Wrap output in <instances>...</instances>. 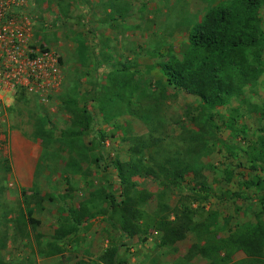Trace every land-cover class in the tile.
Listing matches in <instances>:
<instances>
[{
    "label": "rangeland",
    "instance_id": "374dc122",
    "mask_svg": "<svg viewBox=\"0 0 264 264\" xmlns=\"http://www.w3.org/2000/svg\"><path fill=\"white\" fill-rule=\"evenodd\" d=\"M220 1L30 0L32 42L59 56L62 82L46 100L24 93L21 99L0 102V264H102L100 256L113 246L121 264H205L190 251L202 243L190 232L172 244H163L153 227L127 238L100 214L64 239L53 238L61 210L84 200L104 208L99 188L119 196L110 161L127 160L132 144L142 146L144 165L165 157L191 161L188 180H203L210 188V194L200 197L188 191L190 183L159 194L156 179L137 177L135 188L152 194L142 204L146 212L165 205L172 218L171 212L185 204L194 210L195 222L214 214L218 238L227 227L251 218L261 204L260 192L240 185L252 177L241 151L260 126L251 107L264 106V72L245 89L248 102L233 98L213 111L217 128L194 123L200 119L194 96L166 86L164 98L156 84L161 77L156 62L183 47L188 27ZM260 15L264 27V6ZM115 90L119 95H112ZM64 95L84 101L93 116L86 135L70 139V146L61 138L69 124V114L59 104ZM233 108L240 116L231 129L225 122ZM91 155L99 158L98 167L89 163ZM224 169L231 170L229 181ZM39 197L40 206L35 202ZM28 205L33 207L29 217ZM64 254L76 258L67 261ZM242 257L235 253L228 264Z\"/></svg>",
    "mask_w": 264,
    "mask_h": 264
},
{
    "label": "trees",
    "instance_id": "16d2710c",
    "mask_svg": "<svg viewBox=\"0 0 264 264\" xmlns=\"http://www.w3.org/2000/svg\"><path fill=\"white\" fill-rule=\"evenodd\" d=\"M263 6L264 0H223L208 7L199 19L188 27L183 47L176 53L167 51L166 58L156 62L161 74L160 79L156 80L159 95L163 96L164 92L165 98V88L170 86L194 96L198 100L200 119L197 117L193 120L203 129L205 124L210 128H217L212 122L213 111L224 107L231 99L248 102L244 100L245 89L255 84L264 72V27L260 15ZM108 81L113 82V78ZM23 95L25 94L19 91L14 99H21ZM112 95H119V92L115 90ZM59 104L69 114L68 128L63 131L61 138L70 146V139H79L86 135L93 120L92 112L84 101L70 95L61 96ZM251 108L256 112L260 126L253 132V142L241 151L245 168L252 177L243 180L240 185L259 191L261 204L251 213L250 219L227 227L223 237L218 238L219 228L214 221V214L211 219L195 222L194 210L185 204H182L181 209L171 212L172 218L168 217L170 213L165 205L159 206L152 213L142 208V204L150 199L152 194L135 188V179L140 176L156 179L159 194H164V191L169 189L180 190L183 185L190 183L188 191L193 196L200 197L210 194V188L203 180H195L192 177L188 180L192 172L191 161L165 157L155 164L144 165L140 158L142 146L132 144L127 160L114 158L110 161L118 179L119 196L115 198L111 193L99 188L98 194L104 208L94 206L91 200H84L77 202L74 207L69 206L61 210L60 222L54 229L53 238L64 239L74 233L84 220L100 214L110 226L127 238L139 232L145 233L153 227L159 231L163 244H172L190 232L197 237V241H202L201 244L190 247V251L194 250L205 260V264H228L235 253H241L243 257L233 264H264V106L253 105ZM239 112L237 108L232 109L225 122L226 127L234 129L233 125L240 116ZM37 133L41 134V130ZM99 137L102 139L104 135L100 133ZM193 138L202 148L200 137L195 134ZM89 145L88 141L86 146ZM89 161L98 167L97 156L91 155ZM223 174L225 181L231 179L230 169H224ZM233 194L239 197L237 192ZM41 201L42 198L39 197L35 202L40 206ZM32 211L33 207L28 205L27 217ZM54 246L52 244L50 248ZM55 249L59 250L58 245ZM116 253L115 246L106 249L100 256L101 263L121 264L116 258ZM64 257L67 261L76 258L74 254H64ZM81 263V260L75 262Z\"/></svg>",
    "mask_w": 264,
    "mask_h": 264
},
{
    "label": "built area",
    "instance_id": "2783aa9c",
    "mask_svg": "<svg viewBox=\"0 0 264 264\" xmlns=\"http://www.w3.org/2000/svg\"><path fill=\"white\" fill-rule=\"evenodd\" d=\"M29 5L30 0H0V102L19 91L46 100L61 86L59 56L32 42Z\"/></svg>",
    "mask_w": 264,
    "mask_h": 264
},
{
    "label": "crops",
    "instance_id": "0c3cea01",
    "mask_svg": "<svg viewBox=\"0 0 264 264\" xmlns=\"http://www.w3.org/2000/svg\"><path fill=\"white\" fill-rule=\"evenodd\" d=\"M106 11H107V13H108L109 9H106ZM108 17H109V16H108ZM110 18H113V17L110 16Z\"/></svg>",
    "mask_w": 264,
    "mask_h": 264
}]
</instances>
